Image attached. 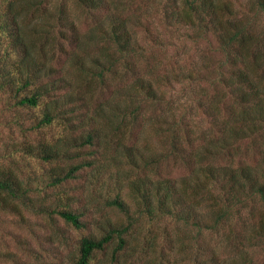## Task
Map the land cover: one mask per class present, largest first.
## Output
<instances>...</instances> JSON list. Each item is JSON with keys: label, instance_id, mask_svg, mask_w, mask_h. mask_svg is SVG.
I'll return each mask as SVG.
<instances>
[{"label": "trees", "instance_id": "trees-1", "mask_svg": "<svg viewBox=\"0 0 264 264\" xmlns=\"http://www.w3.org/2000/svg\"><path fill=\"white\" fill-rule=\"evenodd\" d=\"M139 1L150 3L0 0V93L10 94L15 106L34 108L53 89L48 78L52 73L48 52L61 49L68 38L75 48L95 47L101 58L95 60L96 68L90 67L91 75L101 82L108 73L118 75L119 85L113 93L129 101L128 107L118 105L117 113L104 117L118 119L112 132L120 138L114 144L124 146L121 141L134 127L135 141L124 147L134 169L156 174L162 164L172 162L183 170L174 176L131 177L133 208L120 198L109 202L125 215L126 222L100 238L83 237L74 264H94L95 254L114 241L106 264H124L120 254L130 239L136 241L141 226L166 221L176 223L178 232L172 237L166 224L161 235L171 247L176 245L189 264H260L257 252L264 250V0H245L246 9L239 12L234 0ZM74 7L95 26L85 42L70 15ZM155 15L165 29H182L180 37L195 46L213 45L212 51L221 60L211 63V59L203 60L202 54V63L190 68L180 65L177 56L170 57L174 60H164V68L169 65L170 70L161 74L154 51L167 57L172 44L151 27ZM78 67L82 73L88 71L83 62L78 61ZM172 81L188 91L181 106L163 94V87ZM206 87L212 89L211 96ZM47 106L34 129L57 118L58 107ZM158 106L163 126L154 125V133L160 135L162 150L136 157L137 126L145 121L146 107ZM93 137L97 135L89 133L83 143L91 145ZM104 145L109 146V140H104ZM24 150L45 161L57 160L67 152L53 144L37 149L25 145ZM81 167L73 166L53 182L72 177ZM30 190L15 172L0 166L1 207L15 209L17 203L9 204L15 200L24 204ZM55 213L72 227H82L77 214L65 209ZM149 235L154 244L151 230ZM162 263L161 257L152 262Z\"/></svg>", "mask_w": 264, "mask_h": 264}, {"label": "rangeland", "instance_id": "rangeland-1", "mask_svg": "<svg viewBox=\"0 0 264 264\" xmlns=\"http://www.w3.org/2000/svg\"><path fill=\"white\" fill-rule=\"evenodd\" d=\"M137 3L149 5L150 2L137 0ZM233 3L238 12L246 9L245 0H234ZM70 12L85 42L88 35L94 34L95 26L81 10L74 7ZM30 21L35 22L33 18ZM150 23L165 41L172 44L167 57L154 51L153 59L159 61L155 63L156 69L161 74L170 70L169 65L164 68V60H174L170 57L177 56L180 65L190 68L195 64L200 65L205 59H211V63L216 64L221 60V56L212 51L213 45L209 46L205 42L195 46L180 37L182 29L178 32L165 29L159 16L151 17ZM62 44L61 49L55 48L48 52V64L52 68L48 78L53 82V89L39 101L38 106H15L10 94L0 93V166L11 169L24 184L31 187L24 204L16 200L10 202L11 206L17 203V207L11 210L0 206V264H74L78 244L83 237L100 238L112 227L126 222L125 215L110 206L109 202L120 198L133 208L129 193L131 177L183 174V170L172 162L162 164L156 174L131 166L124 147H129L135 141L136 129L132 127L126 132L125 139L121 141L124 146L114 144L113 141L117 142L120 138L112 132L118 119L104 118L117 113L118 105H124V108L129 106L126 97L113 93L119 85L118 75L108 73L101 82L90 72V67L97 66V57L101 58V53L95 47L87 45L75 48L71 38L62 41ZM209 53L211 58L208 57ZM202 54L205 55L203 60ZM78 61L83 62L87 72L82 73ZM121 69L118 66V71ZM131 79L128 74L127 82ZM211 90L206 87L208 96L212 95ZM163 94L175 105L181 106L188 91L172 81L171 85L163 87ZM51 104L58 107L57 118L48 126L34 129L36 121L48 108L47 105ZM161 110V106L146 107L145 121L137 126L139 134L133 149L136 157H148L162 150L160 135L154 133V125L163 126L159 115ZM89 133L97 135L93 137L91 145L83 143ZM106 139L109 140L107 147L104 145ZM49 144L67 152L57 160L45 161L24 150L25 145L37 149ZM253 159L250 158L251 161ZM76 165L82 167L72 177L60 183L53 182ZM64 209L77 214L82 227H72L55 213L56 210ZM166 224L169 233L175 237L178 232L176 223L143 224L141 232L136 234V241L130 239L127 248L120 254L122 260H126L124 264H152L160 257L162 264H189L187 257L176 251V245L171 247L161 235ZM150 230L155 237L154 244L151 243ZM115 245L114 241L104 251L96 253L94 264H106ZM257 258L261 264L264 250L257 252Z\"/></svg>", "mask_w": 264, "mask_h": 264}]
</instances>
